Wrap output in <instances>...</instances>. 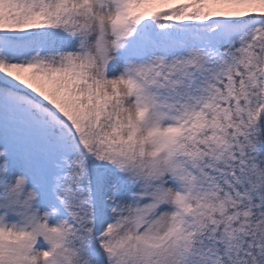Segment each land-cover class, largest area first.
Wrapping results in <instances>:
<instances>
[{
    "label": "snow or ice",
    "instance_id": "obj_1",
    "mask_svg": "<svg viewBox=\"0 0 264 264\" xmlns=\"http://www.w3.org/2000/svg\"><path fill=\"white\" fill-rule=\"evenodd\" d=\"M0 264H264V0H0Z\"/></svg>",
    "mask_w": 264,
    "mask_h": 264
}]
</instances>
